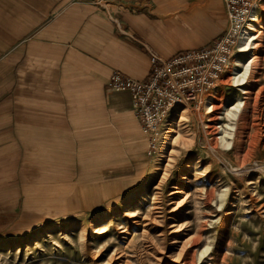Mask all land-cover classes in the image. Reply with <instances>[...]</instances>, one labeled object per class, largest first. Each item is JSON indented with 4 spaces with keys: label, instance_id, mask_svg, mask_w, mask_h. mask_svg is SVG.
<instances>
[{
    "label": "rangeland",
    "instance_id": "1",
    "mask_svg": "<svg viewBox=\"0 0 264 264\" xmlns=\"http://www.w3.org/2000/svg\"><path fill=\"white\" fill-rule=\"evenodd\" d=\"M259 31L246 83L233 86L234 46L200 101L174 105L187 113H168L154 147L127 111L61 145L26 139L7 152L0 264H264V22Z\"/></svg>",
    "mask_w": 264,
    "mask_h": 264
},
{
    "label": "crops",
    "instance_id": "2",
    "mask_svg": "<svg viewBox=\"0 0 264 264\" xmlns=\"http://www.w3.org/2000/svg\"><path fill=\"white\" fill-rule=\"evenodd\" d=\"M226 25L223 0H0V162L23 140L61 145L132 111L128 91L108 89L113 71L145 81L152 55L196 50Z\"/></svg>",
    "mask_w": 264,
    "mask_h": 264
},
{
    "label": "built area",
    "instance_id": "3",
    "mask_svg": "<svg viewBox=\"0 0 264 264\" xmlns=\"http://www.w3.org/2000/svg\"><path fill=\"white\" fill-rule=\"evenodd\" d=\"M262 2L264 0H223L227 17L223 32L196 50L177 52L166 60L152 55V68L145 81L119 71L110 74L106 83L108 89L129 92L132 112L147 134L149 146L154 147L159 140L171 106L193 105L200 101L203 92L215 85L238 33Z\"/></svg>",
    "mask_w": 264,
    "mask_h": 264
},
{
    "label": "bare ground",
    "instance_id": "4",
    "mask_svg": "<svg viewBox=\"0 0 264 264\" xmlns=\"http://www.w3.org/2000/svg\"><path fill=\"white\" fill-rule=\"evenodd\" d=\"M263 22H264V16L262 14H258L257 12H254L251 14L250 19L246 22L245 26L241 29V31L237 35L238 43L236 44L237 42L236 40L235 42L236 45L234 44L235 58L233 59V64L231 69L232 73L234 74L233 86H238V85L240 86L246 83L245 81L246 73L250 69L254 58L257 57L259 50L261 48V44L257 36L258 33L260 32L259 28H261ZM250 80L251 82L256 81L254 76H251ZM245 92L247 93L248 90L246 89L243 90V93ZM238 94L237 97L235 95L236 103L233 106L236 108V111L239 110V106L243 103L241 102V97L239 98ZM206 108L207 109L212 108V105L210 106L206 105ZM179 113L180 116H184L187 113V109H185V107H176V106L174 107V105L170 107L169 114L171 116H174ZM179 121L177 119L172 120V123L169 126L170 130L167 131V133H165L163 137L164 144L169 143L171 140L174 141L177 138L175 130L180 125ZM160 156H163V149L160 151ZM83 232L84 230L80 228L79 233L82 234Z\"/></svg>",
    "mask_w": 264,
    "mask_h": 264
}]
</instances>
